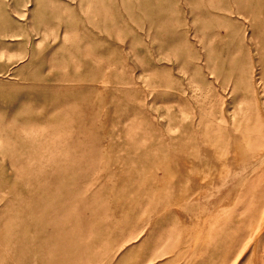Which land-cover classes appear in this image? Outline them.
<instances>
[{
	"label": "rangeland",
	"instance_id": "1",
	"mask_svg": "<svg viewBox=\"0 0 264 264\" xmlns=\"http://www.w3.org/2000/svg\"><path fill=\"white\" fill-rule=\"evenodd\" d=\"M0 264H264V0H0Z\"/></svg>",
	"mask_w": 264,
	"mask_h": 264
}]
</instances>
